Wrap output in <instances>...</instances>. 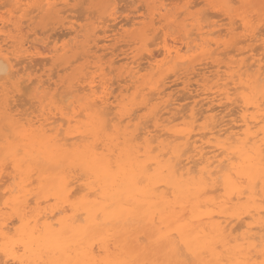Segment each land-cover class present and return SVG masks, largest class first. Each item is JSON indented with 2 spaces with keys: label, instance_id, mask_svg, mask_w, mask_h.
<instances>
[{
  "label": "snow or ice",
  "instance_id": "snow-or-ice-1",
  "mask_svg": "<svg viewBox=\"0 0 264 264\" xmlns=\"http://www.w3.org/2000/svg\"><path fill=\"white\" fill-rule=\"evenodd\" d=\"M67 7L86 8L89 19L101 13V23L118 15L110 0ZM139 7L145 48L154 49L160 35L165 44L179 42L212 11L220 13L225 43L264 37V0ZM12 14L15 26L5 34L20 43L25 14ZM0 71V176L13 183L0 216V264H264V52L259 75L231 73L243 134L221 146L217 167L198 173L145 150L142 122L125 124L127 101L108 107L104 83L61 96L27 84L11 56Z\"/></svg>",
  "mask_w": 264,
  "mask_h": 264
},
{
  "label": "rangeland",
  "instance_id": "rangeland-1",
  "mask_svg": "<svg viewBox=\"0 0 264 264\" xmlns=\"http://www.w3.org/2000/svg\"><path fill=\"white\" fill-rule=\"evenodd\" d=\"M4 1L6 2L5 4H7V5H5L3 3V0H0V29H1L0 49H1L2 53H3V55H5V57L8 58L9 56H11L16 61L15 63H17V62H19L17 60H20V61L23 60V58L22 59L19 58V56L21 55V54H19L20 43L23 44L26 41L25 44H23V47H22L21 50H26V52H29L30 55L29 54H27V55L32 56L30 58H32V60L36 61L35 62L36 65L33 66L32 64H34V62L32 60H29V59L24 61L23 63L19 62L21 64V66L18 65L20 67L19 71L21 70L20 72L23 73L28 78L27 81H26L27 84L29 82V84H36V85H39V86L41 85V88L44 91H48L50 89L52 92H55V91H58L56 89L59 87V85H62L63 88L67 86L66 87V92L68 93V91H71L70 89H73V88L77 89V87H75V86H77L79 84V87H80L79 91H80L81 94H83V92L81 91V88L85 85V83H84L85 79H83V78L87 77L88 81H89L90 80L89 78L92 77L96 82H98V80H99L98 83H104L105 86H107V88H109L108 92H110L112 94V96L110 94L111 101L112 100H114L113 102H116V101L125 102V101H127L129 103L130 100H131V97H133V95H134L133 92L135 93L137 91L136 88L141 90L142 87L147 86L146 85L147 81L150 80L152 75H153L152 80H155V78L157 79L158 76L155 75V73L156 72L158 73V71L160 69H162L161 73L160 74L158 73L159 75L162 74L159 78H162L163 82H169L170 81L168 84L165 83V84H167V86L175 84V86H171L170 87L172 90L174 89L173 90L174 93L173 92L171 93V91H172L171 89L168 90V93L170 94L169 98L172 97L170 100H175V97L177 95H182V87H186V88H183V91L186 90L188 92L187 95L189 93L191 95H193V93L196 94L197 91L199 92L200 90H203L202 93L206 92V94L208 96H209V94H208L207 91H209V93H212L210 95V97H212V96H215L216 94H219V92L223 91L224 88H227V87L230 88V87H229V85L227 87H225L224 85L218 86L219 84H218V82L216 83V79H212V77H211V76H213L212 74L215 73L214 71L216 69V66L214 65L215 66L214 67L213 65H210V64H216V65L219 64L221 66V65H223V60L225 59L226 61L224 60V66L225 67L226 66H231V64L233 62L234 63L239 62L237 60L246 59L245 57H247V56H249V58H250L251 55H254V52H257V53H255L256 54L255 55L256 59L260 58L261 57L260 53H262V50H259L260 46L258 47L256 45V44H259L258 42H249V43L252 44V47H254V45L257 46L258 51H256L257 49L255 50V48H256V46H255L254 49H253V51H254L253 52L251 50L252 49L251 44L246 43V42H242V41H241L242 43H240L238 41L237 42L238 44L236 43V45L234 46V48L236 47L235 49H237V51H235L234 48L232 49V51L234 53V56H233V54H226L228 51L225 53V55H221L220 56L219 52L222 51L221 48L225 47V49H223L224 52L226 50V46L223 45V43H225V37H224V35H222L223 32H226V29L222 26L220 21L217 19L220 16V13L219 12H215V11H212V12L209 13L210 19L205 20L203 25H199L198 24L196 26V28L194 30H192V32L195 31V34L196 33L198 34V30H199L200 33L203 32L202 33V37H199V36L197 37L198 38V42H197V38H196L197 35H195V34H194L195 36L192 35L190 37V40H191V38H193L192 40H195V41H192L191 43H190V40H182V41H179V43H178L174 39L172 40L171 38H169V40H168L169 42H167L168 44L167 43L165 44L163 42L164 41V37H162L163 35H161L160 36V38L162 37V39L160 40L161 43L159 42L155 46L154 49L145 48L144 47V43L145 42H143L141 40L139 42H137L138 41L137 38L139 36L138 34L140 33L139 31H140V29L142 27L140 22L144 19V16L141 14V8L139 6L147 5L149 3H152V4L161 3V4H167V5H169V7H171L174 3H182V2H185V0H128V1H130V3L128 1L124 2L125 0H119V1L117 0V2H115L116 0H110V2L113 5H118V7H117L118 9H116L118 15L116 16V20L115 19L114 20L111 19L109 21V19L104 18V22L103 23L100 22L101 15H102L101 13H97L96 16L94 17V19H89V16L87 15L88 14V10L86 8H84L85 9L84 10L85 13L82 10L81 11L79 10V12L78 11H73L72 12V11L65 10V12H64V9H68L69 8V7H67V6H65L63 4L64 0H4ZM67 1H68L69 4H72V5H79V3L81 1H82L81 3H84V4L85 3H93V2H97V3H99V2H108L106 0H84V1L83 0L79 1L78 0V1H75V2L73 0L72 1L67 0ZM46 2L55 3V6H57L56 10L58 12L62 11L63 13L59 12L57 15H49L48 13H46L43 10L45 5H46ZM189 2L197 4V5H201V4L209 3L210 0H189ZM217 2H221V0H219ZM238 2H239V0H238ZM253 2L258 3L259 0H253ZM58 3H60L61 5L58 4ZM17 4H19L21 6L20 9H18V11L22 12L24 14H28L29 12L27 10H29V9L31 10V8H29L28 5H42L43 6L41 8H35L36 10L34 9L35 11L32 12V13L29 10L30 13L28 15H25V19H24L25 29H24L22 41L20 43H17L16 41H14L13 37H11L10 35L6 36V34H5L6 30H9V29H11L12 27L15 26V21H16L17 17L15 15H13L12 13L14 11H17L13 7L14 5H17ZM22 4H24V5H22ZM80 5H82V4H80ZM70 8H72L74 10L76 7H70ZM70 8H69V10H72ZM12 10H14V11H12ZM143 11L148 12L150 10L147 9V8H143ZM37 12H39V13H37ZM189 15H191V14H189ZM6 16L8 17L7 21H5V19H4ZM99 17H100V19H99ZM2 24L3 25H7L8 24L9 26L8 27L5 26L6 27L5 28L4 26H2ZM93 24H94L95 27L93 26ZM89 25H91V28H89ZM2 27L5 28V29H3ZM188 27H189V29H192L191 24H189ZM69 28H72L70 31L74 30L75 32H71L70 34H68V32H70ZM93 28H94V30H93ZM211 29L212 30L214 29V31L216 29H220V30H222V32L220 30H218V32L214 35L215 36L214 37L212 35V33H214V31L211 34H207L210 31H212ZM205 30H206V32H205ZM129 33H131L132 35L129 34ZM218 35L219 36L222 35V36L219 37ZM87 36H88L89 39L87 38ZM129 36H131V37H129ZM95 38H96V40H93ZM202 38H204L206 40L211 39L210 42L207 41V44H209V45L211 43L214 44V45H211L209 52L207 51L206 53H204L200 49L195 48V44H200L202 42L201 41ZM236 38H238V37H235V39ZM243 38H244V40L247 39V37H240V40L243 39ZM90 39H92V40L90 41ZM233 39H234V37L229 40L227 46H229V44H232L233 41H236V40H233ZM259 39L261 40V41H259L260 44H262V41L264 42V37H260L259 36ZM129 40H131V41H129ZM88 41H89V43H88ZM97 41H98V44L96 46V42ZM130 42H133V43L131 44ZM187 42L189 43L190 46H192L194 48L190 47L189 50L187 49L188 50L187 51L186 50L187 47L185 45V43H187ZM215 42L217 44H215ZM83 43H84V46H83ZM218 43L219 44L222 43L223 46L221 44H220L221 45L220 46ZM1 44H2V46H1ZM85 44H86V46H85ZM124 44L126 46H124ZM128 44H131V45L129 46ZM245 44H247V45H245ZM169 45L172 46V47L174 46L175 48L174 47L172 48ZM93 46H96V47H93ZM247 46H248V48H247ZM169 47H170V49H169ZM177 48L178 49L182 48V49L178 50ZM213 48L216 51L215 53L218 52L217 53L218 56H217V54L213 55V53H211V51H214ZM215 48H217V50ZM238 48H239V50H241V48L244 49L243 50L244 52H245L246 48L248 50H249V48H251V49H250V51H248L246 53L241 51L244 54L240 55L241 52L238 51ZM138 49H139V51H137ZM140 50H141V52H140ZM151 50H152L153 53H150ZM165 50L166 51L167 50H169V51L171 50L172 52L170 51V55L172 57H170V55H167ZM142 51L144 53H142ZM148 51H149L150 55H152V56H153V54L155 55V56H153L154 59H150L152 61H149V62L146 59L143 60V58H145L144 55L147 54L149 56ZM223 51H222V54H223ZM80 52H83L84 55L82 53L80 54ZM154 52H156V53H154ZM176 52H178L180 56H184L183 57V61L187 60V61L192 62L194 65L196 64V66H197L196 68L197 69H200V68L201 69L202 68L206 69L207 65L210 66V67L213 66V68L212 69L208 68L209 71L205 70V69L202 70V72H204V71H206V72H204L205 73L204 75H202V74L198 75L199 76L198 78H200L199 79L200 81H197L198 79L197 80L195 79V78H197V76L194 77L193 79H190V80L188 79L190 76L193 77V74H188V75H186V78H184L185 77L184 76L185 73H182L184 71L183 70L180 71L183 68V66L177 64L178 68L181 67V69H179V71H176L177 74H178V76H176L177 74H175L174 71H172V70L173 69L177 70V66L175 68L174 67H172V68L169 67L171 65V62H172V61H169V60L171 58L175 59ZM8 53H10V54H8ZM85 53L88 54V55H86ZM141 53L144 56L143 57L141 55V57H143L141 59V61H140V59H138V60H135L134 64H132V62L134 61L133 59L137 58ZM228 53H231V51L228 52ZM137 54H139V55H137ZM158 54H160V55H158ZM238 54H239V56H238ZM25 55L26 54H24V56ZM77 55L79 57H77ZM166 55H167V57L165 58ZM67 56H69V57L67 58ZM222 56H224V58ZM75 57H77V59ZM206 57H208V58L210 57V58L208 59ZM60 59H61V61H59ZM231 59H234L235 61H231ZM70 60H73L74 62H72ZM130 60H131V62H129ZM160 60L161 61H165V62L162 63ZM58 61L61 62V64ZM138 61L140 63H144L145 67H142V65L140 63L138 64ZM166 61H168V62H166ZM207 61H209V62H207ZM27 62H29L30 64L27 63ZM25 63L27 64V66L31 65L32 67H30V69H28V67L26 66ZM46 63H49V64H46ZM55 63H58V64L54 65ZM150 63L152 65H150ZM197 64H199V65H197ZM24 66H26V67H24ZM127 66L128 67H130V66L133 67V72H134L133 74L135 75V78L133 79V82H134V80L135 81L137 80L136 83L132 84L131 82H128L129 77H127V73L124 74V72H121L123 70L125 71V68ZM138 66H139V68L142 67L143 70L142 69L139 70ZM146 66H147V68H146ZM148 66H150V68H148ZM56 67H57V69H54ZM65 67L66 68L68 67V69H66ZM24 68H25V70H24ZM38 68H40V69H38ZM61 68H63V70H61ZM210 70H213V71L210 72ZM135 71H137V73ZM220 71H222V72H220ZM225 71H226V69L224 67L223 68L220 67L219 75H221L223 77V74H224L223 72H225ZM53 72L55 74H53ZM100 73H103L104 75L101 76ZM179 73H181V74H179ZM164 74L165 75L173 74L174 76H170L169 75L170 78L168 77V79H164L165 77H167ZM207 74L208 75L211 74L210 79H209V76ZM50 75H52V76H50ZM182 75H183V77H182ZM195 75H197V74H195ZM53 76H55V77H53ZM180 76L182 77L181 80L179 78ZM79 77H81L82 79H80ZM112 77H114V78H112ZM120 77H122V79L125 77L126 80L124 81V79H123L124 83L119 82V80L121 79ZM176 77L178 78V80H176ZM192 77H190V78H192ZM205 77H206V79H205ZM34 78L37 79L38 81L35 80L36 82L33 81L34 83H31V80L32 79L34 80ZM106 78H107V80H106ZM64 79H65V81H63ZM76 79H78V80H76ZM117 79H118V81H117ZM207 79H209V84L205 83V81L207 82ZM41 80H43L44 83H42ZM69 80L72 81V84H71V81L69 82ZM79 80H81L83 82L80 83ZM174 80H175V82H173ZM105 81H107V82H105ZM111 81H113L114 84H112ZM51 82H52L53 86L50 85ZM63 82H65V83H63ZM184 82L186 83L185 86L183 85V84H185ZM219 82L221 84L224 83V81H222V82L219 81ZM108 83L111 84V85H109ZM127 83H129V84H127ZM144 83H146V84L144 85ZM176 83H177V85H176ZM187 83H188V85L191 84L192 86L191 87L188 86ZM196 83H198L200 85V87H196V88H199V90H196V88H195V84ZM198 84H196V86H199ZM215 84H217V85H215ZM115 85L118 86L119 88H117ZM128 85H130L132 88H129V90L127 91L128 94H126V90L128 89ZM211 85L212 86L215 85L216 87L214 86L215 88L214 87L212 88ZM62 86H60L61 87V89H59L60 91L62 90ZM207 86H208V88H207ZM120 87L122 89H120ZM187 87L192 88V90L189 89V88L187 90ZM202 87L204 89H202ZM231 87L233 88V86H231ZM193 88H194V90H193ZM210 88H212V89H210ZM232 88H230V89H232ZM111 90H112V92L114 91V93H112ZM0 91H2V89H0ZM230 91L232 92V90H230ZM146 92H149V91L147 89H144L143 93L145 94ZM214 93H216V94H214ZM60 94H61V96H63V92L60 93ZM118 94H120V95L117 96ZM171 94H173V95L171 96ZM174 94H175V97H174ZM185 94L186 93H184L183 95H185ZM127 95H128V97H126ZM183 95L181 96V98L182 97L184 98ZM116 96L118 98H116ZM202 97L204 98L205 96L201 95L200 98H198V99L200 100V99H202ZM177 98H179V97H177ZM136 99H137L136 101H139L141 98L138 97ZM179 101L180 100H178V102ZM185 102L188 104V105H186L188 107V109H186V107H185V110L183 109L184 111H182V110H180V109H182L181 108L182 106H180V104H183V103L186 104ZM188 102H190V103H188ZM20 103L22 104L23 102L21 101ZM154 103H156V102H154ZM192 105L193 104L191 103L190 99L181 100L179 102L178 107H177V111L175 112L176 115H174V116L173 115H165V116H163L162 117V121H164L166 119L165 120L166 122H163V123L164 124L168 123L167 124L168 126H172V125L175 126L176 125V126L181 127V128L182 127H186V126H189V127L193 126V129H194V125L197 123V127L195 126L196 127L195 128V132L199 131V129H201L202 126L206 124L207 115L205 114L204 116H201L200 117L201 120H199V121L197 120L198 122L197 121L195 122L194 119H193L192 120L193 123H192L191 122V117L188 116L190 114V109L192 108ZM25 107H27V105H25ZM135 107H138V106H134L133 109ZM139 108H136L135 111H137V112L133 111L135 113V117H137L136 120L134 119L132 121L133 124H137V122H139V121L140 122L141 121L144 122V120H149L150 121V119H147V118L148 117L150 118L148 113H149V109L151 108V106H148V108H145V110L141 109L140 111H138ZM183 108H184V105H183ZM229 109H233V108L230 107ZM178 110H180V112H178ZM181 111L183 113L185 112L186 114L183 115L181 113ZM136 114H137V116H136ZM224 114H225V112H224ZM224 114H222V115H224ZM177 115L181 116V118L180 117L178 118L179 120L175 119L176 120L175 121V120L171 119L172 116L174 118ZM169 116H171V118ZM184 116H187L188 118H186ZM133 117H134V115H133ZM54 119H55V116H54ZM170 121H173V122L170 123ZM148 124L150 126V125H152V122L151 121L147 122L144 125H148ZM183 124H184V126H182ZM4 177L3 178L6 181L7 177L6 176H4ZM4 179H3V181H4ZM9 183H10V180L5 185H9ZM5 189H7L6 186H5V188L1 189V193L0 194H2V192H5ZM3 194H4V195H2L3 198L0 200V207L3 206L5 196L6 195L9 196L8 193H6V194L3 193ZM53 203H54V201H53ZM46 204L49 207H51V205H49L48 203H46ZM3 212H4V209H3Z\"/></svg>",
  "mask_w": 264,
  "mask_h": 264
},
{
  "label": "bare ground",
  "instance_id": "bare-ground-1",
  "mask_svg": "<svg viewBox=\"0 0 264 264\" xmlns=\"http://www.w3.org/2000/svg\"><path fill=\"white\" fill-rule=\"evenodd\" d=\"M70 1H72V0H70ZM74 2L75 1H78V0H73ZM80 1V0H79ZM84 1V0H83ZM106 1H108V0H106ZM119 1V0H118ZM126 1H128V0H125L124 2H126ZM217 1H219V0H217ZM82 2V1H81ZM79 3V5L80 4H84V3ZM115 2H117V0L115 1ZM129 3H130V1H128ZM221 2H223V0H221ZM2 3V2H1ZM3 3L5 4L6 2L3 0ZM39 4V3H38ZM48 4H52V5H55V3H48V2H46V5H45V7H44V11L46 12V13H48L49 15H57L59 12L60 13H63L62 11H57L56 10V7H54L53 9H48L47 8V5ZM58 4H60V3H58ZM63 4L65 5V6H67L69 3H68V1L66 0H64L63 1ZM5 5H7V4H5ZM22 5H24V4H22ZM61 5V4H60ZM9 6V5H8ZM70 8V7H69ZM69 8L68 9H64V12H65V10H68V11H78L79 12V10L81 11H83L84 13H85V9L83 8H81V7H76L74 10L72 9V8H70V9H72V10H69ZM79 8V9H78ZM81 8V9H80ZM35 8H31V13L32 12H34L35 10H34ZM118 9V8H117ZM29 10H27L29 13H30V11ZM12 11H14V10H12ZM18 11V10H17ZM117 11V10H116ZM40 12V11H39ZM39 12H37V13H39ZM28 13V14H29ZM28 14H25V15H28ZM88 15V14H87ZM32 18V17H31ZM88 19V18H87ZM99 19H100V17H99ZM108 19V18H107ZM115 20H116V18H114ZM114 19H112V20H114ZM50 22V21H49ZM57 22V21H56ZM55 24V23H54ZM2 26H6V27H8L9 25L7 24V25H3L2 24ZM93 26H94V24H93ZM189 26V25H188ZM5 27V28H6ZM95 27V26H94ZM199 27V26H198ZM3 28V27H2ZM5 28H3V29H5ZM59 28V27H58ZM9 29V28H8ZM72 28H69V31L71 30ZM91 30V29H90ZM93 30H94V28H93ZM190 31L189 32H185L184 33V35H183V39H181L180 41H182V40H190V37L192 36V35H194L195 34V31L194 32H192V29H189ZM212 30V29H211ZM217 30V31H216ZM215 31H214V29L212 30V31H210L209 33H207V34H211L213 31H214V33H212V35L214 36L217 32H218V30H220V29H216ZM209 31V30H208ZM221 32H222V30H220ZM71 32H75L74 30H72V31H70V32H68V34H70ZM91 32V31H90ZM135 32V31H134ZM140 32V31H139ZM205 32H206V30H205ZM204 32V33H205ZM220 32V33H221ZM203 33V32H202ZM202 33H200L199 32V30H198V34L196 33L195 35H197L196 36V38L199 36V37H202ZM223 33H225V32H223ZM0 34H1V29H0ZM129 34H131V33H129ZM128 34V35H129ZM206 34V33H205ZM204 34V35H205ZM86 35V34H85ZM132 35V34H131ZM139 35V34H138ZM194 35V36H195ZM2 36V35H1ZM90 36V35H89ZM92 36V35H91ZM161 36V35H160ZM219 36V35H218ZM217 36V37H218ZM222 35H220L219 37H221ZM129 37H131V36H129ZM163 37V36H162ZM162 37L160 38V40L162 39ZM209 37V36H208ZM215 37V36H214ZM247 37V39L246 40H244V38L243 39H241L240 40V37H238V38H236L235 39V37H234V39L233 40H236V41H233V43L232 44H229V46H227L228 45V43H223V45L224 46H226V50H225V52L223 51V49H225V47L224 48H221L222 49V51H223V54H222V51L221 52H219V55L221 56V55H225V53L228 51V52H230L231 51V53H226V54H233V56H234V53H233V51H232V49L234 48V46L236 45V43L239 41L240 43H242V42H246V43H249V42H258L259 44H260V42L259 41H261L260 39H259V36L258 35H250V36H246ZM87 38H88V36H87ZM195 38V37H194ZM89 39V38H88ZM87 39V40H88ZM138 39V38H137ZM136 39V40H137ZM193 38H191V40H190V43L192 42V41H195V40H192ZM239 39V40H238ZM263 39V38H262ZM92 39H90V41H91ZM93 40H96V38L95 39H93ZM98 40V39H97ZM173 40V39H172ZM210 40L211 39H209V40H206V39H204V38H202L201 39V43L200 44H195V48H197V49H200L202 52H204V53H206L207 51L209 52L210 51V47H211V45H214L213 43H211L210 45L209 44H207V41H209L210 42ZM99 41V40H98ZM98 41L96 42V46H97V44H98ZM129 41H131V40H129ZM141 41H143V40H141ZM176 41V40H175ZM200 41V40H199ZM216 41V40H215ZM242 41V42H241ZM1 42V41H0ZM24 42V41H23ZM26 42V41H25ZM25 42L23 43V44H25ZM138 42V41H137ZM136 42V43H137ZM144 42V41H143ZM164 42V41H163ZM169 42V41H168ZM197 42H198V38H197ZM232 42V41H231ZM7 43V42H6ZM88 43H89V41H88ZM131 44L133 43V42H130ZM135 43V44H136ZM160 43H161V41H160ZM171 43V42H170ZM179 43V42H178ZM21 44L22 43H20V50H19V54H21L20 56H19V58L20 59H22L23 58V60H17V61H19L20 63H23L24 61H26V60H32V58H30V57H32V56H29L30 55V53L29 52H26V50H21L22 49V47H23V44H22V46H21ZM94 44V43H93ZM131 44H128L129 46L131 45ZM168 44V43H167ZM176 44V43H175ZM181 44V43H180ZM215 44H217L216 42H215ZM219 44V43H218ZM221 45H222V43H220ZM219 44V45H220ZM238 44V43H237ZM244 44V43H243ZM249 44H251V43H249ZM256 44L258 47L260 46V48H259V50H262V52H264V42L262 41V44ZM30 45V44H29ZM185 45H186V50L188 49L189 50V48L191 47V48H194V47H192V46H190L189 45V43L187 42V43H185ZM220 45V46H221ZM222 45V46H223ZM233 45V46H232ZM245 45H247V44H245ZM254 45V44H253ZM256 45H254V47L256 46ZM1 46H2V44H1ZM83 46H84V43H83ZM85 46H86V44H85ZM96 46H93V47H96ZM124 46H126L125 44H124ZM170 46V45H169ZM194 46V45H193ZM257 46H256V48H255V50L257 49ZM9 47V46H8ZM31 47V46H30ZM170 47H172V46H170ZM170 47H169V49H170ZM219 47V46H218ZM251 47H252V44H251ZM254 47H252V49L251 48H249V50L247 49L248 48V46H247V48H246V50H245V52L243 51L244 49H242L241 48V50H239V48H238V51H243L244 53H246V52H248V51H250V49L253 51V49H254ZM32 48V47H31ZM162 48V47H161ZM173 48V47H172ZM175 48V47H174ZM236 48V47H235ZM234 48V49H235ZM16 49V48H15ZM33 49V48H32ZM178 49V48H177ZM180 49H182V48H179L178 50H180ZM216 50H217V48H215ZM231 49V50H230ZM29 50V49H28ZM145 50V49H144ZM143 50V51H144ZM160 50V49H159ZM187 50V51H188ZM213 50H214V48H213ZM137 51H139V49L137 50ZM142 51V53H144ZM150 51V50H149ZM149 51H148V54H149V56L147 55H144L145 56V58H143L144 56L142 55V53L139 55V54H137V55H139L137 58H135V59H133L134 61L132 62V64H134L135 63V60H138V59H140V61H141V59L143 58V60L144 59H146V60H148V62L149 61H152V60H150V59H154V57L153 56H155L154 54H153V56L152 55H150V53H153L152 52V50H151V52L149 53ZM166 51V50H165ZM171 51V50H170ZM170 51L169 50H167L166 51V54L167 55H170ZM235 51H237V49H235ZM256 51H258V49L256 50ZM140 52H141V50H140ZM172 52V51H171ZM181 52V51H180ZM216 51L214 50V51H211V53H213V55L214 54H217V53H215ZM239 52V53H240ZM243 52H241L240 53V55H243L244 53ZM254 52V51H253ZM35 53V52H34ZM83 54V52H80V54ZM90 53V52H89ZM154 53H156V52H154ZM162 53V52H161ZM210 53V54H211ZM255 53H257V52H254V55H251L250 56V58H249V56H247V57H245L246 59H241V60H237V61H239V62H236V63H232L231 64V66H224V60H223V65H219V64H210V65H215L216 66V69H215V73H213L212 75L213 76H211V74H207L208 76H209V79H210V76L212 77V79H216V83L218 82V86H220V85H224L225 87H227L228 85H229V82L232 80V75H231V73L233 72V71H235V72H237V73H239V71H241V70H243V72H244V75L245 76H247V74H248V70L249 69H254V74H256V75H259V71H260V58H258V59H256L255 58ZM8 54H10V53H8ZM24 54H26L25 56H24ZM27 54H29V55H27ZM86 54V53H85ZM135 54V53H134ZM237 54V53H236ZM261 54V53H260ZM79 55V54H78ZM77 55V57H79ZM84 55V54H83ZM86 55H88V54H86ZM141 55L143 56V57H141ZM158 55H160V54H158ZM167 55L165 56V58L167 57ZM188 55V54H187ZM186 55V56H187ZM259 55V54H258ZM90 56V55H89ZM88 56V57H89ZM190 56V55H189ZM188 56V57H189ZM210 56V55H209ZM212 56V55H211ZM217 56H218V54H217ZM238 56H239V54H238ZM18 57V56H17ZM69 56H67V58H68ZM77 57H75L76 59H77ZM141 57V58H140ZM170 57H172L171 55H170ZM174 57V56H173ZM183 57L184 56H180L179 55V53L178 52H176V57H175V59H173V58H171L169 61H172L171 62V65L169 66V67H176L177 66V64L178 65H182L183 66V68L181 69V67L180 68H178V66H177V70L175 69H173L172 71H174V73L175 74H177V72L176 71H179V69H181L180 71H184V72H182V73H185V77L184 78H186V75H188V74H193V77L192 76H190V77H192V78H188L189 80L190 79H193L194 77H196L197 76V78H195L197 81H200L199 79L200 78H198L199 76L198 75H200V74H202V75H204L205 73L204 72H206V71H204V72H202V70H204L205 68H200V69H197L196 67V64L194 65L192 62H190V61H187V60H185V61H183ZM223 58H224V56H222ZM38 58V57H37ZM129 58V57H128ZM206 58H208V57H206ZM210 58V57H209ZM208 58V59H209ZM231 58V57H230ZM248 58V59H247ZM35 59V58H34ZM48 59V58H47ZM71 59V58H70ZM80 59V58H79ZM156 59V58H155ZM6 60H7V57H5V55H3V53H2V51H1V49H0V69H2V66H3V64L6 62ZM46 60V59H45ZM128 60V59H127ZM33 62H34V64H32L33 66H35L36 65V61H34V60H32ZM48 61V60H47ZM59 61H61V59L59 60ZM58 61V62H59ZM63 61V60H62ZM70 61H72V62H74L73 60H70ZM161 61V60H160ZM202 61V60H201ZM226 61V60H225ZM231 61H235L234 59H231ZM16 62V61H15ZM19 62H17L16 64L17 65H20L21 66V64L19 63ZM32 62V63H33ZM40 62V61H39ZM129 62H131V60L129 61ZM162 63H164L165 61H161ZM166 62H168V61H166ZM207 62H209V61H207ZM206 62V63H207ZM27 63H29V62H27ZM60 64H61V62H59ZM70 63V62H69ZM112 63V62H111ZM140 62L138 61V64H139ZM26 64V63H25ZM30 64V63H29ZM38 64V63H37ZM41 64V63H40ZM46 64H49V63H46ZM56 64H58V63H55L54 65H56ZM131 64V65H132ZM141 65H142V67H145L144 66V63H140ZM201 64V63H200ZM209 64V63H208ZM45 65V64H44ZM140 65V66H141ZM150 65H152L151 63H150ZM197 65H199V64H197ZM26 66H27V64H26ZM26 66H24V67H26ZM40 66V65H39ZM154 66V65H153ZM202 66V65H201ZM213 66L212 67H210V66H208L207 65V68L205 69V70H208L209 71V69L208 68H213ZM214 66V67H215ZM221 68H225L226 69V71L225 72H223L224 74H223V77L221 76V75H219V73L220 72H222V71H220L219 72V69H220V67ZM19 67V66H18ZM28 67V69H30V67H32L31 65H29V66H27ZM142 67L141 68H139V66H138V69L139 70H141L142 69ZM34 68V67H33ZM66 68V67H65ZM85 68V67H84ZM89 68V67H88ZM146 68H147V66H146ZM148 68H150V66H148ZM199 68V67H198ZM19 69H20V67H19ZM22 69V68H21ZM38 69H40V68H38ZM54 69H57V67L56 68H54ZM66 69H68V67L66 68ZM24 70H25V68H24ZM23 70V71H24ZM53 70V69H52ZM60 70V69H59ZM61 70H63V68H61ZM143 70V69H142ZM198 70V71H197ZM21 71V70H20ZM33 71V70H32ZM45 71V70H44ZM156 71V70H155ZM161 71H162V69H160L159 71H158V73L160 74L161 73ZM211 71H213V70H210V72ZM55 72V71H54ZM53 72V74H55ZM121 72H124V74H126L127 73V77H129V80H128V82H131L132 84L133 83H136L137 82V80L135 81L134 80V82H133V79L135 78V75L133 74L134 72H133V67L132 66H130V67H126L125 68V71L123 70V71H121ZM120 72V73H121ZM136 73H137V71H135ZM198 72V73H197ZM201 72V73H200ZM157 72L155 73V75H157L158 77H157V79L155 78V80H152V78H153V75L151 76V78H150V80L149 81H147V84L146 83H144V85L146 84L147 86H145V87H142L141 85V87H142V89L140 90V89H138V88H136L137 89V91L134 93L133 92V97H131V100H130V102H129V104H130V108L132 109V111L129 113V115L131 116V119H126L125 120V124L127 125V126H129L130 128H132V129H137V124H133L132 123V121L135 119L136 120V118L137 117H135V113L134 112H137V111H135L136 110V108H139V110L138 111H140L141 109H144L145 110V108H148V106H151V108L149 109V113H148V115L150 116V118L148 117L147 119H150V121L152 122V125H150L149 126V124L148 125H144L145 123H147V122H150L149 120H144V122L143 121H141L142 122V124H143V127L140 129V133H141V141H143V143H144V147H145V150H147V151H150V152H152L154 155L156 154V153H159V155L166 161L167 160V158L169 157V156H174V157H177V158H179L180 160H181V163L185 166V168H184V171L187 173L189 170H191V171H193L194 173H198V172H200V170L202 169V168H205L208 172H211L215 167H217L218 165H219V153L222 151V145H224V144H226V143H230L232 140H234L237 136H240V135H242L243 134V132H244V128H245V124H244V122H243V108H242V105L241 104H238L237 102H236V98H235V96L234 95H230V90H232V92H234L235 91V84H232V86H233V88L232 87H230V88H232V89H230V88H224V90L223 91H221V92H219V94H216V93H214V94H216L215 96H212V97H210V95L212 94V93H209V91H207L208 92V94H209V96L206 94V92L205 93H202V91L203 90H200L199 92L197 91L196 92V94H194L193 93V95H191L190 93L187 95V91L186 90H184L183 91V88H186V87H182V95L184 94V93H186L185 95H183L184 96V98L182 97L181 98V96L182 95H177L176 97H175V94H174V97H175V100H170L171 98H169L170 97V94L168 93V90L169 89H171L170 87L171 86H175V84L173 85H169V86H167V84L170 82H163V80H162V78H159L161 75H159ZM173 73V74H174ZM208 73V72H207ZM52 74V75H53ZM76 74V73H75ZM109 74V73H108ZM153 74V73H152ZM173 74H169L170 76H174ZM179 74H181V73H179ZM195 74H197V75H195ZM52 75H50V76H52ZM122 75V74H121ZM165 75V74H164ZM169 75H165V76H167V77H165L164 79H168V77H169ZM81 76V75H80ZM114 76V75H113ZM119 76V75H118ZM125 76V75H124ZM176 76H178V74L176 75ZM206 76V75H205ZM53 77H55V76H53ZM82 77V76H81ZM81 77H79L80 79H82ZM89 77V76H88ZM97 77V76H96ZM95 77V78H96ZM143 77V76H142ZM182 77H183V75H182ZM181 76L179 77L180 78V80H181V78H182ZM203 77V76H202ZM112 78H114V77H112ZM121 79V81L119 80V82H122V83H124L123 82V79H124V81L126 80L125 79V77L122 79V77H120ZM170 78V77H169ZM183 78V79H184ZM204 78V77H203ZM202 78V79H203ZM208 78V77H207ZM239 75H237L236 76V81L238 82L239 81ZM31 79V78H30ZM83 79H85V81H84V83H85V85L81 88V91L82 92H84V90L85 89H88L89 91H91L92 90V82L94 81V79L91 77V78H89L90 80L88 81V78L86 77V78H83ZM139 79V78H138ZM143 79V78H142ZM205 79H206V77H205ZM209 79H207V82L205 81V83H208L209 84ZM35 80H37V79H35L34 78V80L32 79L31 80V83H34V82H36ZM76 80H78V79H76ZM106 80H107V78H106ZM113 80V79H112ZM176 80H178V78L176 77ZM34 81V82H33ZM38 81V80H37ZM42 81V83H44L43 82V80H41ZM63 81H65V79L63 80ZM71 80H69V82H70ZM80 81V83H81V80H79ZM114 81V80H113ZM113 81H111L112 82V84H114L113 83ZM116 81V80H115ZM117 81H118V79H117ZM143 81V80H142ZM203 81V80H202ZM211 81V80H210ZM214 81V80H213ZM219 81H224V83H220ZM46 82V81H45ZM98 82H99V80H98ZM105 82H107V81H105ZM127 82V81H126ZM173 82H175V80L173 81ZM41 83V84H42ZM63 83H65V82H63ZM165 83H167V84H165ZM180 83V82H179ZM185 83V82H184ZM195 83V82H194ZM202 83V82H201ZM204 83V84H205ZM2 84H3V72L2 71H0V86H2ZM28 84H29V82H28ZM46 84V83H45ZM71 84H72V81H71ZM70 84V85H71ZM109 84V83H108ZM127 84H129V83H127ZM196 84H198V83H196ZM196 84H195V88L196 87H200V85L199 86H196ZM203 84V85H204ZM49 85V84H48ZM47 85V86H48ZM50 85H52L53 86V84H52V82H51V84ZM57 85V84H56ZM55 85V86H56ZM74 85V84H73ZM109 85H111V84H109ZM176 85H177V83H176ZM184 86L186 85V83L185 84H183ZM187 85H188V83H187ZM215 85H217V84H215ZM215 85H211L212 86V88L215 86ZM41 86V85H40ZM60 86H62V85H59V87L56 89V90H58V92H59V94L60 93H62L63 92V96L64 95H67L68 93H70L71 91H72V89H70L71 91H68V93L66 92V87H64L63 88V86H62V90L60 91L59 89H61V87ZM75 86V85H74ZM113 86V85H112ZM116 86V85H115ZM125 86V85H124ZM130 85H128V89L126 90V94H128V90H129V88H132L131 86L129 87ZM188 86H192L191 84H189ZM75 87H77V89L79 90L80 89V87H79V84L77 85V86H75ZM117 88H119L118 86H116ZM115 87V88H116ZM126 87V86H125ZM124 87V88H125ZM137 87V86H136ZM206 87V86H205ZM216 87V86H215ZM214 87V88H215ZM106 88H107V86H106ZM188 88L189 87H187V90H188ZM207 88H208V86H207ZM212 88H210V89H212ZM108 89L109 88H107V94L105 95V97H104V99H105V101L107 102V105H108V107H112L113 106V101L114 100H112L111 101V98H110V92H108ZM120 89H122L121 87H120ZM144 89H147L149 92H146L145 94L143 93V91H144ZM189 89H191L192 90V88H189ZM202 89H204L203 87H202ZM230 89V90H229ZM64 90V91H63ZM116 90V89H115ZM134 90V89H133ZM172 90V89H171ZM174 90V89H173ZM171 91V93L173 92L174 93V91ZM193 90H194V88H193ZM196 90H199V88H196ZM220 90V89H219ZM218 90V91H219ZM102 91H104V89H102ZM181 91V90H180ZM205 91V90H204ZM215 91V90H214ZM217 91V92H218ZM56 92V91H55ZM111 92H112V90H111ZM122 92V91H121ZM179 92V91H178ZM184 92V93H183ZM66 93V94H65ZM112 93H114V91L112 92ZM192 93V92H191ZM201 93V94H200ZM61 95V94H60ZM120 94H118L117 96H119ZM173 94H171V96H172ZM205 96L204 98L202 97V99H198V98H200V96ZM111 96H112V94H111ZM116 96V98H118ZM126 97H128V95L126 96ZM138 97H140L141 99L139 100V101H136L137 99L136 98H138ZM177 97H179V98H177ZM181 98V99H180ZM184 99H190L191 100V103L193 104L192 105V108L190 109V114L188 115V116H190L191 117V122H192V120L194 119V121L196 122L197 120L199 121V120H201V116H204L205 114L207 115V121H206V124L205 125H203L202 126V128L201 129H199V131H197V132H195V128L197 127V123L194 125V129H193V126L192 127H189V126H186V127H178V126H168L167 124H164L163 122H166L165 120L164 121H162V117L163 116H165V115H176L175 114V112L177 111V107H178V105H179V102L181 101V100H184ZM177 100V101H176ZM178 100H180L179 102H178ZM21 102V101H20ZM22 104H24V101L22 100ZM154 102H156V103H154ZM186 103V102H185ZM188 103H190V102H188ZM26 105V104H25ZM160 105V106H159ZM183 105H184V108H183ZM186 105H188L187 103L186 104H180V106H182L181 108L182 109H180V110H182V111H184L185 110V107H186V109H188V107L186 106ZM190 105V104H189ZM134 106H138V107H135L134 109H133V107ZM230 107H232L233 109H229ZM184 109V110H183ZM229 109V110H228ZM180 110H178V112H180ZM134 111V112H133ZM181 111V113L184 115V114H186L185 112L183 113ZM227 111V112H226ZM134 114H133V113ZM144 112V111H143ZM177 112V113H178ZM224 112H225V114H224ZM222 114H224V115H222ZM133 115H134V117H133ZM136 116H137V114H136ZM173 116H172V118H171V116H169L172 120H179L178 118L180 117L181 118V116L179 115H177L176 117H174L173 118ZM184 117H186V118H188L187 116H184ZM197 117V118H196ZM53 119H54V116H53ZM55 119H56V117H55ZM184 119V118H183ZM140 120V119H139ZM175 120V121H176ZM197 121V122H198ZM140 122V121H139ZM171 122H173V121H170V123ZM185 122V121H184ZM193 123V122H192ZM188 124V123H187ZM186 125V124H185ZM189 125V124H188ZM182 126H184V124L182 125ZM196 126V127H195ZM199 126V125H198ZM201 127V126H200ZM145 136H148L149 137V139L147 140V141H145L144 140V137ZM153 141H154V143H153ZM4 176H0V193H1V189L2 188H5V186H6V188L8 189V191H7V193L9 194V196L11 195V193H12V188H13V183H12V178L11 177H8V176H6L7 178H6V181H5V177L3 178ZM3 179H4V181H3ZM10 180V183H9V185H5V184H7V182ZM210 191H211V189H209ZM3 193H5L6 194V192H2V194H0L1 196H0V200L3 198L2 197V195H4ZM50 195H55L54 193H50ZM42 204H45V206H46V208H47V213L49 214V215H51V211H52V207H49L46 203H48V201L47 200H45V199H43L42 198ZM3 209H4V203H3V206L2 207H0V216H2L3 215ZM259 217V212H258V210H257V218ZM257 222H258V220H257ZM33 223H35V221H33ZM237 226H239V221L237 222ZM246 226V225H245ZM230 230H232V229H230ZM255 239H259V236H258V234L254 237Z\"/></svg>",
  "mask_w": 264,
  "mask_h": 264
}]
</instances>
